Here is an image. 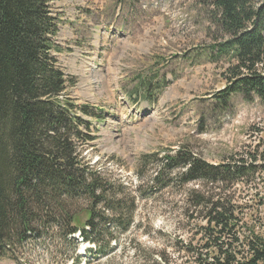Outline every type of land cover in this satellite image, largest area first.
I'll return each mask as SVG.
<instances>
[{"label":"rangeland","instance_id":"1","mask_svg":"<svg viewBox=\"0 0 264 264\" xmlns=\"http://www.w3.org/2000/svg\"><path fill=\"white\" fill-rule=\"evenodd\" d=\"M51 7L52 55L68 81L63 99L89 126L77 142L80 159L107 193L110 210H96L110 223L100 237L114 239L113 252L99 257L80 243L82 264H195L197 252L187 248L201 249L202 228L219 212L231 217L224 237L264 236V103L239 93L217 98L230 59L211 52L224 39L208 5L53 0ZM182 151L215 167L243 166L244 174L187 182V167L162 165ZM75 204L82 216L90 209L86 199ZM54 237L19 247L21 260L72 264V249Z\"/></svg>","mask_w":264,"mask_h":264},{"label":"trees","instance_id":"2","mask_svg":"<svg viewBox=\"0 0 264 264\" xmlns=\"http://www.w3.org/2000/svg\"><path fill=\"white\" fill-rule=\"evenodd\" d=\"M52 1L0 0V261L16 264H26L19 247L53 236V244H68L73 264H80L78 232L81 242L94 245L89 252L95 256L114 250L113 238L100 237L110 223L96 213L100 207L110 210L106 190L78 151L89 126L63 99L68 81L52 55L58 32ZM202 1L224 39L211 52L230 59L229 83L217 98L226 103L239 93L264 103V0ZM81 112L90 115L87 106ZM166 161L172 168L187 167V182L241 176L245 170L215 167L184 151L166 157L163 166ZM82 199L90 203L85 216L75 208ZM230 222L219 212L202 228L201 249L187 248L193 256L197 252L195 264H264V236L245 243L224 237L232 234Z\"/></svg>","mask_w":264,"mask_h":264}]
</instances>
